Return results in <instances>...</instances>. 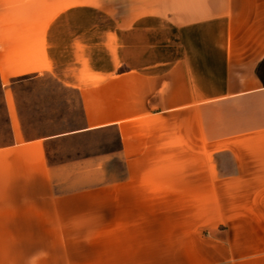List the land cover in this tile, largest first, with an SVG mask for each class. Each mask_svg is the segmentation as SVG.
<instances>
[{"label": "crops", "instance_id": "crops-1", "mask_svg": "<svg viewBox=\"0 0 264 264\" xmlns=\"http://www.w3.org/2000/svg\"><path fill=\"white\" fill-rule=\"evenodd\" d=\"M0 108V264H264V0H0Z\"/></svg>", "mask_w": 264, "mask_h": 264}, {"label": "rangeland", "instance_id": "rangeland-1", "mask_svg": "<svg viewBox=\"0 0 264 264\" xmlns=\"http://www.w3.org/2000/svg\"><path fill=\"white\" fill-rule=\"evenodd\" d=\"M55 86L57 83L53 81V78L48 75V74H43L41 77L29 81L26 84H23L24 87H27L28 90H31L32 87H41V86ZM34 97L32 99V104L35 102H40L43 104L44 109H51V106H53L54 113L59 112V117H60V124L59 126H55L54 129H59V130H66L70 128H76L79 127L82 124L81 120V112L79 108V103L77 101V96L75 93L71 90L67 91H62L60 90L59 93V99L58 101L54 102L53 105H51V102H46L42 98L41 94L34 93ZM50 100V99H49ZM46 103V104H45ZM7 138V130L5 125L3 124V114L2 110L0 108V144H3L2 140H5ZM102 141H107L106 144L105 142H102V147L106 145L108 148H112L115 146V138H114V133L113 132H108V133H95L93 135L87 136V137H81V138H71L66 141H61L59 143V150L54 152V157L50 160L56 161V160H63L67 158V155H84V154H89V153H96L101 150L100 148V143ZM109 171L113 176H117L120 173V165L119 162L117 161H112L109 166H108ZM92 178L96 177L97 174H92ZM78 184V182H77ZM76 186H81V185H76ZM65 185H61V189H64ZM31 256V255H29ZM159 255H157L158 257ZM172 256V261H178L179 260V255L173 254ZM190 255H188L189 257ZM162 258L163 255H160Z\"/></svg>", "mask_w": 264, "mask_h": 264}, {"label": "trees", "instance_id": "trees-1", "mask_svg": "<svg viewBox=\"0 0 264 264\" xmlns=\"http://www.w3.org/2000/svg\"><path fill=\"white\" fill-rule=\"evenodd\" d=\"M257 74H258V71H257ZM260 77V76H259Z\"/></svg>", "mask_w": 264, "mask_h": 264}]
</instances>
